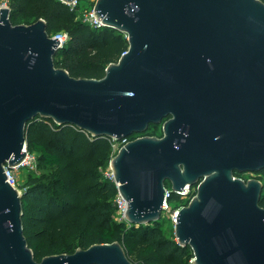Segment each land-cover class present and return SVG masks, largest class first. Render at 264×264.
<instances>
[{"label": "water", "instance_id": "water-1", "mask_svg": "<svg viewBox=\"0 0 264 264\" xmlns=\"http://www.w3.org/2000/svg\"><path fill=\"white\" fill-rule=\"evenodd\" d=\"M71 2L72 0H63ZM94 15L125 33L126 53L101 78L55 67L58 39L43 18L13 25L0 8V264H140L119 241L40 261L23 233L22 194L6 181L25 157V127L40 116L127 141L109 160L125 220L160 218L172 193L198 184L174 224L192 264H264V2L97 0Z\"/></svg>", "mask_w": 264, "mask_h": 264}, {"label": "trees", "instance_id": "trees-1", "mask_svg": "<svg viewBox=\"0 0 264 264\" xmlns=\"http://www.w3.org/2000/svg\"><path fill=\"white\" fill-rule=\"evenodd\" d=\"M8 7L13 25L43 18L49 35L67 32L54 64L73 77H103L106 65L116 62L128 48L125 33L108 26L91 27L77 18V7L61 0H8ZM150 125L142 134L158 135L148 132ZM24 137L36 162L50 170L29 179L22 194L23 233L36 260L49 254H70L94 243L119 241L136 263L192 264V255L178 245L174 235L163 236L159 219L126 226L127 222L112 217L118 191L106 175L111 137L93 136L73 124H57L40 116L27 122ZM170 199L183 201L177 194ZM259 204L264 207L263 194Z\"/></svg>", "mask_w": 264, "mask_h": 264}, {"label": "built area", "instance_id": "built-area-1", "mask_svg": "<svg viewBox=\"0 0 264 264\" xmlns=\"http://www.w3.org/2000/svg\"><path fill=\"white\" fill-rule=\"evenodd\" d=\"M61 1H63V0H61ZM87 1H88V6L87 7H83V8L79 7V0H72L71 2H65V3L70 5L72 8L73 7H77V18H80L82 21L86 22L91 27L103 26L102 21L99 20L94 15V5H95L97 0H87ZM3 7H8V0H3L0 3V8H3ZM49 36L53 37V38L57 37V39L59 41L58 44H57L58 45L57 51L60 48L63 47L64 43L66 42V40L68 38V34H67L66 31H60L58 33L50 34ZM126 51H127V49L125 51H123L120 54V56L123 55L124 53H126ZM141 135H143V134L142 133H134L132 135L124 136L120 140H115L114 138H112V141H111L112 154L113 153L115 154L120 149V147L123 146L127 141L131 140L134 137H138V136H141ZM23 150L25 151V157L18 165L14 166L12 168L8 167L6 164L4 165V172H5V175H6V181L12 187H14L16 189H18V186H17L16 175H15V169L22 168V167H27L29 169L30 168H34L35 167L34 165L36 163V156H35L34 153H30L27 150L26 142L24 143ZM106 175L109 178L113 179V175H112L111 170L108 173H106ZM234 177H238L240 179H243L242 177L236 176V175ZM197 186H198V184H193V185L185 184L184 187L181 188L178 193H172L171 186L170 185L168 186V185H166L164 183V200H163L162 210L161 211L167 209V207H168L167 200L170 197V195H172V194L179 195L181 200L184 201V205L187 204L190 201V199L196 194ZM114 205H115V208L120 213V216H121L122 220L127 222L125 220V217H124V213H125V210H126L127 203L122 198V196L119 194V192H117V194H116V196L114 198ZM180 207H182V206H180ZM180 207L174 213V220L176 219V215H177L178 210L180 209Z\"/></svg>", "mask_w": 264, "mask_h": 264}, {"label": "rangeland", "instance_id": "rangeland-1", "mask_svg": "<svg viewBox=\"0 0 264 264\" xmlns=\"http://www.w3.org/2000/svg\"><path fill=\"white\" fill-rule=\"evenodd\" d=\"M2 1L3 0H0V3ZM87 6H88L87 0H79V7L80 8L87 7ZM126 38H127V36H126ZM148 132H155L156 134L159 135L160 132H162L161 124L160 123L151 124ZM113 154H112V156H113ZM34 166H35L34 168H30V169L27 167L15 169L17 186H18V189L20 190V192H23L25 190L29 179L38 178L42 174L49 173V171H50L48 168L40 166L37 162L35 163ZM110 170L111 169H110V166L108 163V165L106 167V173H108ZM236 176H240L245 180L250 179V178H257L264 185V172L263 171L262 172L261 171H259V172L245 171V172L237 173ZM165 184L168 186L170 185V183L168 181H166ZM262 194L264 196V186H263ZM113 203H114V200H113ZM167 204H168L167 209L161 211V215H160L158 223H159V227L161 229L163 236L169 238V237H173V235H174V224H175L174 213L180 206L184 205V201L173 200V199H170V197H169L167 200ZM112 217L114 218V220H116L118 222H124V220H122L120 213L118 212V210L116 208H114V211L112 213ZM135 225L138 226V224H135ZM126 226H129V223L126 224ZM174 239L176 240L175 237H174ZM185 248L187 249L188 255H190V256L192 255V257H190V260H192L193 255H194L192 249L190 248L189 245H186Z\"/></svg>", "mask_w": 264, "mask_h": 264}, {"label": "flooded vegetation", "instance_id": "flooded-vegetation-1", "mask_svg": "<svg viewBox=\"0 0 264 264\" xmlns=\"http://www.w3.org/2000/svg\"><path fill=\"white\" fill-rule=\"evenodd\" d=\"M160 124H161V126H162V123H160ZM161 133H162V132H160V134H159V135H161ZM263 171H264V170H263ZM261 172H262V171H261Z\"/></svg>", "mask_w": 264, "mask_h": 264}]
</instances>
